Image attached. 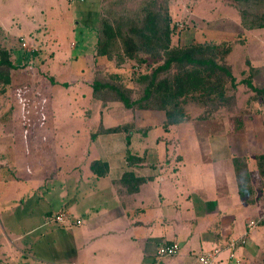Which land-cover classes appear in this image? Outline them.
Returning <instances> with one entry per match:
<instances>
[{"label": "crops", "instance_id": "crops-1", "mask_svg": "<svg viewBox=\"0 0 264 264\" xmlns=\"http://www.w3.org/2000/svg\"><path fill=\"white\" fill-rule=\"evenodd\" d=\"M94 1L99 0L91 4ZM169 1L190 14L185 0ZM46 2L51 40L43 45L52 54L41 56L39 72L47 81L48 107L27 105L32 113L26 116L23 104L0 109V126L18 129L8 138L16 142L13 178L5 180L0 174V224L15 222V228L22 229L15 234L22 246L30 239V264H198L201 255L215 250L219 254L212 264H264V189L240 184L237 159L244 158L233 145L235 137L228 128L189 133V124L205 128L219 116L224 119L230 109L171 125H166L163 111L138 109L148 112L149 120L153 113L162 117L140 134L131 128L132 109L119 101L106 107L93 98L87 80L90 67L106 61L96 53L97 7L87 2L74 9L67 0ZM234 8L220 0H195V35L192 28L188 37L182 35L184 45L212 42L214 32L225 30L226 24L241 26ZM35 12L30 6L25 14ZM13 17L0 18L3 37L25 34L10 26ZM260 30L242 29L246 35ZM5 49L8 56L12 51ZM12 77L11 71L6 86ZM31 77L35 80L36 73ZM261 104L255 105V115L263 117ZM244 115L234 117L235 132L244 131L250 114ZM21 128H29L28 136ZM3 139L0 136V151ZM37 154L43 162L36 166ZM262 154H254L249 167L255 179L261 176L256 158ZM58 215H63L61 221L55 219ZM250 221L256 225L248 231ZM6 230L3 235L10 236ZM173 243L178 246L174 255H158L160 246Z\"/></svg>", "mask_w": 264, "mask_h": 264}, {"label": "rangeland", "instance_id": "rangeland-1", "mask_svg": "<svg viewBox=\"0 0 264 264\" xmlns=\"http://www.w3.org/2000/svg\"><path fill=\"white\" fill-rule=\"evenodd\" d=\"M34 1H38L37 5H35V2L31 5L30 0H0L1 20H5L9 16H14L11 19L13 22H10V26L15 25L21 30V32L23 31L25 33L23 35H12L8 33L7 37H3V35L0 34V52L6 50L5 48H8L10 52L12 51L8 57L10 58L12 56L10 62L13 66L12 70L6 66H0V73L2 75L6 72L7 74L11 71L13 72L12 81H10L8 86H6L4 80L0 78V109L2 108L1 106H3L5 110L6 104H23L25 116L26 113H28L27 115L32 113V108L27 105H32L34 103L41 104L42 109H45L48 107L47 103H49L46 89L47 81L43 79L45 76L39 72V65L41 56L47 57L52 54L51 51H49L50 49L48 50L43 45H46L48 41L51 40V37L48 34V25L51 23V17L48 16L47 0ZM67 1L71 6H74L72 7L74 9H77L81 5L84 6L87 2L91 4L90 0H85L81 3L78 0ZM165 1L166 8L167 10L169 9L168 18L170 20L168 35L169 46L172 50L175 48L187 47V44L184 45L186 40L184 39L185 41H182L181 39L182 35L189 36L188 30H190V28H192L195 35V20H193L195 15L192 13L195 6V0H185L189 9L188 13L190 14L185 13L183 11L184 8L182 9L174 3L169 5V0H99L98 2L94 1V3L91 4L93 7H97L96 14L93 15V23L96 24L95 26L98 28L96 51L97 44L103 39V37H101V27L104 21L112 24L115 29L121 30L122 33H126L130 27L136 26L137 23H144L146 13L151 10L152 12L156 11L159 7L161 8L163 3L165 5ZM220 1L224 4L229 2L234 8L232 0ZM30 6L34 8L36 12L33 15H26L25 12L29 10ZM76 18V20H80L79 16ZM161 25H163V21ZM225 28V30H216L214 32L215 35L213 36L215 40L206 44L217 45L220 48V53L224 50L227 51L224 55V63L222 62V64L230 68L236 84L234 90H231L229 82L226 83L227 89H229L227 94L229 98L232 96V101L228 105L230 112H227L224 119L221 118L222 116H219L220 120L207 124L208 126L205 128L201 126L196 127L195 123L189 124V133H195V131L196 133L202 134L221 133L224 128H228L227 130L231 131L233 137H235L233 145L235 146V149H238V155L243 156L242 158H244L237 159L238 163L236 166V172L240 184L244 186L251 183L256 185L258 190L260 187L264 189V177L260 176L255 179L251 170H249V167L251 168L254 164V154L264 152V133L262 128V125L264 126V116L255 115V105L261 104L262 101H260V99L256 100L258 102L254 101V93L252 91L250 92V90L241 83V80L247 77L249 68L251 67L252 69L257 70V73L254 74V78L252 79L253 84L257 87L264 86V28L258 33H251L250 35H246V32H243V28L237 25V23L226 24ZM193 41L195 43V36L193 37ZM118 42L120 47L121 40H118ZM109 52L114 56L115 50L113 47H111ZM38 56L40 57L37 58ZM144 56L145 55L141 54L140 58H143ZM220 56L221 55H218V57ZM145 58L147 59L146 64H139L135 60L124 58L123 63L117 65L113 58L105 57L106 61L98 63V66L94 65L90 67V74L87 80L93 82V80L97 79L101 81H109L117 85L119 84L130 90L131 98L135 99L142 90V76L150 73L157 65L162 63L160 59ZM247 60H250L252 64ZM175 69L176 65L173 67V72ZM32 73H36L35 80L31 77ZM164 75L165 74H163V76ZM109 103L111 102L107 101L103 106H106L107 104L109 105ZM202 110L203 108L201 106L192 100H188L185 106L186 118L190 119V121L196 120V118L202 114ZM41 111L42 112L39 113L48 116V111ZM124 111L127 112L125 109ZM132 111L131 117L134 120L135 127L132 126L131 128H135L136 130L140 129V134H142V131H145L147 128L146 126L150 121L152 123L160 121L161 114L159 117V113H153V118L151 117V120H149L147 116L148 112H141L136 108L135 110L132 109ZM113 112L115 114L118 110L114 109ZM247 113L250 115L245 118L244 131L235 132L237 126L234 124V117L240 116L241 114H246L244 116H247ZM5 115L6 113L4 114V118ZM114 117L116 121L120 119L117 115H114ZM131 128H129V130H131ZM28 129L29 128H21L25 133L27 131V136L29 133ZM16 130L18 129L14 127L0 126V136H3L4 138V149L3 151H0V174L1 172L3 173L1 174V177L5 178V180L13 178V172L11 170L17 165L15 160L16 142L13 139L11 142L8 141V138L15 135ZM180 133L185 134L186 132L183 130L180 131ZM38 157L40 158V156H37L36 166L39 165V161L41 163L43 162ZM248 158H250L249 161H251L250 166L249 162H247ZM31 163L32 160L29 159V166ZM245 171H248L247 176L245 175ZM260 193H262V196L264 197V191ZM261 202H264V200L261 199ZM5 228L10 232V236L5 237L3 235V233L6 234L7 231ZM21 230L22 229H16L15 222L11 220L5 224H0V264H30V260L33 257L30 239H26L29 240L27 242L28 244L26 243V240H24V245L22 246L20 244L22 240H17L15 238V234L20 233Z\"/></svg>", "mask_w": 264, "mask_h": 264}, {"label": "trees", "instance_id": "trees-1", "mask_svg": "<svg viewBox=\"0 0 264 264\" xmlns=\"http://www.w3.org/2000/svg\"><path fill=\"white\" fill-rule=\"evenodd\" d=\"M232 1L244 29L264 28V0ZM168 14L165 1L161 8L146 13L144 23H137L126 33L115 29L107 21L103 22L101 27L103 39L97 44L99 56L113 58L117 65L123 63L124 58L146 64L145 57L160 59L162 63L142 76V90L135 99L131 98V91L124 86L97 79L93 80L91 85L92 95L103 104L107 101H119L128 109L163 111L166 125L178 124L187 119L185 106L188 100H192L203 108L202 114L196 120L208 119L213 113L227 108L232 101V96L229 98L227 94L229 89L226 83L229 82L231 90L236 87L230 68L222 64L227 51L220 53V48L212 44H191L172 50L169 46ZM118 40H121L120 47ZM111 47L115 50L114 56L109 52ZM141 54L145 56L140 58ZM175 65L176 69L173 72ZM0 66L13 68L6 52H0ZM248 72L241 83L254 93L255 100L260 99L264 105V86L257 87L252 82L257 70L250 67ZM0 78L5 84L8 83L7 72L3 75L0 73ZM120 129L125 127L104 132H115ZM256 162L258 173L264 176V154L259 155ZM98 164L106 167L100 162Z\"/></svg>", "mask_w": 264, "mask_h": 264}, {"label": "built area", "instance_id": "built-area-1", "mask_svg": "<svg viewBox=\"0 0 264 264\" xmlns=\"http://www.w3.org/2000/svg\"><path fill=\"white\" fill-rule=\"evenodd\" d=\"M63 218V215H58L56 216V220L61 221ZM256 225L255 221H250L247 225L248 231L253 228ZM240 245L245 243V239H240L239 240ZM231 248H235V244L230 245ZM178 250V246L173 243L170 245H163L158 248V255L159 256H169V255H174ZM219 254V251L215 250L212 253H207L203 254L198 258V264H212V262L215 260L217 255ZM229 258H234V254L230 253ZM237 264V263H236Z\"/></svg>", "mask_w": 264, "mask_h": 264}]
</instances>
